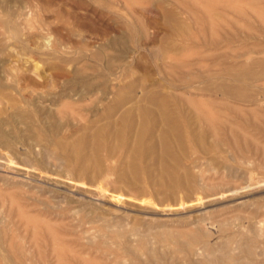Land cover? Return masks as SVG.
Returning a JSON list of instances; mask_svg holds the SVG:
<instances>
[{"label":"rangeland","instance_id":"374dc122","mask_svg":"<svg viewBox=\"0 0 264 264\" xmlns=\"http://www.w3.org/2000/svg\"><path fill=\"white\" fill-rule=\"evenodd\" d=\"M178 22L183 29L172 32ZM263 40L264 0H0V125L10 145L0 146V264H264ZM246 66L237 96L202 86ZM119 92L128 101L176 96L187 111L182 126L191 118L203 131L205 151L180 155L181 169L196 165L187 186L146 188L137 206L130 196L144 183L118 181L109 161L86 180L54 148L40 155L18 139L27 124L51 121L68 135L94 118V101H117ZM16 160L22 170L8 166Z\"/></svg>","mask_w":264,"mask_h":264},{"label":"bare ground","instance_id":"6f19581e","mask_svg":"<svg viewBox=\"0 0 264 264\" xmlns=\"http://www.w3.org/2000/svg\"><path fill=\"white\" fill-rule=\"evenodd\" d=\"M248 14H250V13L248 12ZM201 16L203 17V15H201ZM237 17H239V16H237ZM3 18H5V17H3ZM156 19L159 20V18H156ZM202 22H203V20H202ZM245 23H246V21H245ZM138 24L139 23L136 22V25H138ZM170 26H171L170 30L172 32H177V31L182 30L184 25L180 24L178 22L176 25L173 24ZM132 27H134V26H132ZM8 28H10L9 24H8ZM204 30H205V26H204ZM206 32L207 31H205V33ZM183 33H185V32H183ZM218 33H219V31H218ZM205 35H207V33ZM129 38H131V37H129ZM175 38H177V37H175ZM120 39H122V38H120ZM200 39L201 38H199V40ZM207 39H208V37H207ZM222 39H223V37H222ZM245 39H247V38H245ZM173 40H175V39H173ZM226 40H229V39H226ZM247 41H249V39ZM260 41L262 42V40H260ZM224 42H225V40H224ZM200 43H202L201 40H200ZM200 43L197 42V44H199V45H200ZM245 43H247V42H245ZM253 43H255V41H253ZM192 45H194V44H192ZM207 46L205 47V49L207 48ZM221 46L223 47L224 45H221ZM176 47L177 46H175V48ZM152 51H154V50H152ZM155 51H156V54L159 56L157 49H155ZM235 53H236V51H235ZM102 54H103V52H102ZM151 54H154V53L151 52ZM156 54L153 56L155 57ZM100 56L94 55L95 58H98ZM219 56H220V54L218 55V57ZM194 58H191V60L192 59L194 60ZM198 59L199 58H197V59L195 58V60H198ZM187 60L189 61L190 59H187ZM206 61H209V60H206ZM153 63H154V61H153ZM113 64L114 63H112L110 60H108L106 63L105 69L110 71V69L113 67L112 66ZM177 65L178 64L175 63V66H177ZM259 69L261 70L262 67ZM259 69L257 70L258 72H259ZM75 70H76V73L78 75L82 74V69L79 68L78 70L77 69H75ZM172 70L174 71V70H176V68L173 69V67H172ZM198 70L199 69H196L195 71H198ZM250 70H249V67H247V66L244 68H238L237 70L233 69L232 71L226 70V71H228V72H226L228 74V77H230L229 81H227V80L225 81L224 79H219L220 77H218L217 83H215L216 80L214 78H212V79L210 78L209 80L206 78L207 80L203 81L205 79L204 78V79H202V81L204 82V83H202L203 84L202 86L207 91H215V92H218L222 95H229L231 97L233 95L237 96L239 88L236 86L235 81L238 82V80L242 81V79L248 78ZM123 71L125 72V70H122V72ZM176 71L178 72V70H176ZM257 71H256V73H257ZM157 72L160 73V71H157ZM187 72H188V70H187ZM179 73L180 72H178L177 74H179ZM262 73L264 74V70ZM161 75H162V72H161ZM224 75H226V74H224ZM224 75H221V76L223 77ZM213 76H215V75H213ZM255 76H256V78L260 77V76L254 74V77ZM200 77H202V76H200ZM205 77H207V76H205ZM172 78L174 79V77H172ZM177 78H178V80L180 79L178 77V75H177ZM213 79L215 80L214 82L211 81ZM249 80H251V79H249ZM241 81H239V82H241ZM247 81H246V83H247ZM168 82H169V80H168ZM170 82H173V81H170ZM170 82L168 84H170L169 86L171 87ZM194 82H196V81H194ZM191 83H193V82H191ZM246 83H245V85H248ZM168 84H167V86H168ZM178 84H179V82H178ZM180 84L182 85V83H180ZM180 84L177 87H180ZM188 84H189V82H188ZM196 84H197L196 85V87H197L200 84V82H198ZM145 86H147V85H144V87ZM199 86H201V84ZM125 87L129 91H133L135 89L134 84H128ZM261 87L262 86H260V88ZM173 88H174V86H173ZM194 88H195V86H194ZM199 88H202V87H199ZM253 88H255V91H257L256 88H258V87H253ZM262 90L264 92V89H262ZM260 91H261V89H260ZM146 93H147V96H151L150 92H146ZM117 94H118L117 101H94L91 104L92 106L91 107L89 106L90 108H88V112H92L94 114L92 117H94V118L88 119L86 122H84V124L82 125V127L80 129H74L68 135H62L60 130H59V123H57V122L54 123L51 121L46 126L44 124L43 125L35 124L34 126L31 127L30 125L27 124L28 129H27V134H26L27 135L26 140L21 141L22 138H20V136H18V139H20V142L25 146V148L27 150H30L33 148H39L38 154H40V155L42 154V151H44L48 148L49 149L54 148L56 150L55 153H57V155H59V156H62L66 163L71 161V162H74L76 164V167L73 164V166L75 168H72L73 170H72L71 175L73 174L74 176H84V178L86 180H88V178H90L91 180L95 179L96 176L101 173L102 167L104 165V161H109L110 164L113 166L114 173L116 174L115 178H117L118 181H125L126 180L127 183L129 182L130 187L131 186L134 187L133 185L137 184L138 182L144 183L142 187L138 185V187H140L141 189H136V193L133 196H130L131 202L135 203V205L137 204V206H139V204L141 203L140 198L143 197L142 194H145L146 188H150V189L152 188L153 190L152 189L151 190L155 194L156 193L159 194L160 191L163 192L164 190H167L169 192H173V191H176L180 188H184L185 186H187L185 181H187L188 179H193L194 175L192 173V167H195L196 165H193L190 168L185 167V168L181 169V167L179 166V163L182 160L180 155L185 154L187 152V150H195L198 152L205 151L204 150L205 145H204V142L202 139L203 131L200 129H196V127H194L195 124L193 123L191 118H188L187 122L184 123L182 126L180 120H181V117L183 118V116L187 114V111L184 112L183 108L178 105L179 101H175L176 96L168 95V94H165L163 92L161 94H158L159 95V96H157L158 98L149 99L151 101H148V100L147 101H128L131 99V97L127 98V97L122 96V92H119ZM152 94H154L153 91H152ZM202 96H204V95L202 94ZM206 96H208V95L206 94ZM154 97H156V96H154ZM144 98H145V100L147 99L146 96ZM170 99H171V101H167ZM169 102H172L175 104V110H177V114L175 111L172 112L168 109V106H169L168 103ZM213 102H214V100H213ZM233 102H232V104H233ZM98 104H99V107L97 106ZM100 106H101V109H99ZM225 110H226V108H225ZM229 113H231V112L229 111ZM261 113H262V111H261ZM194 117H195V120H197L196 118H199L200 115L198 116L197 114L194 113ZM239 117H237L236 119H239ZM19 118H21L20 115H19ZM249 118H251V117H249ZM228 119L229 118H227V120ZM241 120H242V118H241ZM10 121L11 122H8V123H11V125H13L15 123L14 118H12ZM23 123H24V121H23ZM170 123H171V125H170ZM8 126H10V125H8ZM251 126H252V124H251ZM251 126H249V127H251ZM245 128H246V126H245ZM185 129L187 130V132H184ZM207 131L209 132V130H207ZM7 135L8 134L5 133L3 125H0V138H1L0 146H2V147L10 146V145H6L7 144L6 141L4 143V140L6 139ZM16 139L17 138H14V142ZM81 150H86L87 152L85 154H83L84 152L81 153L80 152ZM213 151L214 150H212V152ZM11 153H12V155H14L13 152H11ZM209 153L207 155H209ZM212 154H214V153H212ZM217 154H220V153H218V151H217ZM43 155H44V153H43ZM43 158H44V156H43ZM43 160H45V159H43ZM46 161L48 163V160H46ZM0 162H2V161H0ZM26 162L28 163V161H26ZM30 162H32L34 164V166L37 168V170L40 173L43 172L42 167H43L44 163L42 160H36V158H35V159H32ZM17 163H20L21 165H23V163H25V162L24 161H17V160L15 162L11 161V164L8 166L12 169L22 170V168H24V167H22V168H21V166L18 167ZM50 163H51V161H50ZM154 165H157V167H158L157 170H155V171H154ZM89 169L92 171L91 172L92 174L90 176L87 175V171ZM12 175H13V173H12ZM48 184H49V182H48ZM51 185H53V184L51 183ZM51 188H52V186H51ZM47 192H48V190H47ZM116 192H117V188L114 187L112 189V192L109 194V197L112 198ZM188 192H189L188 190H185L186 195H188ZM76 194H77V192H76ZM215 197H216V195H215ZM236 199H238V198H236ZM216 201L217 200H215V202ZM219 201H220V199H219ZM157 202H158L157 203L158 205L162 204L161 200H158ZM226 202L227 201H225V203ZM69 207H70V205H69ZM204 207H205V205H204ZM212 208H213V206H212ZM215 209H216V207H215ZM194 210H196V208H194ZM97 211H99V210H97ZM107 213L109 214V211ZM155 213H157V212H154V214ZM110 214H111V212H110ZM4 250H6V249H4ZM1 253H2V251H1ZM17 259L15 258V261ZM18 261H20V260L18 259Z\"/></svg>","mask_w":264,"mask_h":264}]
</instances>
